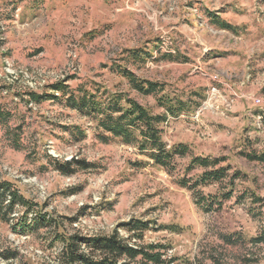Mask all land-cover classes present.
I'll return each instance as SVG.
<instances>
[{
    "label": "rangeland",
    "instance_id": "1",
    "mask_svg": "<svg viewBox=\"0 0 264 264\" xmlns=\"http://www.w3.org/2000/svg\"><path fill=\"white\" fill-rule=\"evenodd\" d=\"M140 47L149 53L144 61L122 60ZM123 67L163 90L136 93ZM62 79L70 89L126 93L152 114L164 112L162 95L187 100L190 109L158 125L165 149L180 143L185 154L168 170L135 145L101 141L95 122L49 89ZM29 91L56 98L30 102ZM0 109L8 112L0 180L57 220L25 231L0 220V251H15L8 264H58L63 243L55 232L94 237L115 229L131 244H156L170 264H264V243L252 241L264 229V166L246 156L264 148L262 0H0ZM191 157L209 166L187 170ZM71 158L89 165L55 169L54 159ZM210 168L224 169L232 193L205 210L198 195L226 188L212 180L190 187ZM129 221L146 223L140 237L120 225Z\"/></svg>",
    "mask_w": 264,
    "mask_h": 264
},
{
    "label": "trees",
    "instance_id": "2",
    "mask_svg": "<svg viewBox=\"0 0 264 264\" xmlns=\"http://www.w3.org/2000/svg\"><path fill=\"white\" fill-rule=\"evenodd\" d=\"M264 2V0H262ZM215 22L217 20H214ZM225 27H230L224 24ZM127 55L125 60L131 59L133 63L142 62L149 56V53L144 48H133L126 50ZM120 73L126 78L130 88L140 95L161 92L163 86L161 82H154L145 78H140L132 71L123 67L120 68ZM51 91H59L65 97V104L69 108L76 109L84 116L92 119L97 128L96 137L101 141L109 139H118L120 142L130 145H135L139 152L147 153V155L156 163L169 170L171 161L175 156L182 157L186 152V146L176 144L169 150L164 147V142L161 138V129L159 124L164 121L167 114H178L186 111L192 106L187 100H182L169 95H162L159 98L158 105L163 108L162 114H152L149 109L143 106L139 101L130 98L126 93L121 94L116 92L112 95L100 93L99 88L87 89L83 84L76 88H69L65 80H58L49 84ZM105 91V90H104ZM52 94H38L33 91L27 93V101H41L47 97L56 98L54 92ZM8 113V112H7ZM0 109V124L6 121L7 114ZM17 129V128H16ZM15 129L14 132H17ZM73 129V128H71ZM83 134V132H80ZM9 136V134L7 135ZM15 147L19 148L17 136L13 135ZM246 156L259 162L264 166V148L259 152H251ZM54 167L62 174H69L77 168L88 167V163L81 159L71 158L70 160L60 161L53 160ZM195 163L202 167H208L209 163L203 157H191L189 166ZM216 163V162H214ZM212 163V164H214ZM174 165H172L173 167ZM223 168L204 170L194 179V184L190 187H196L209 180L222 184L226 187L220 195H198L197 204L203 209H211L213 205L219 207L220 200H227L231 197V189L227 188L222 182ZM239 173H235V175ZM180 183H186L185 173L181 174ZM232 181H229V186H232ZM220 199V200H219ZM222 200V201H223ZM37 206L36 203L26 199L8 180H0V220L5 222H13L12 229L34 230L40 227H55L57 220L50 217L42 210H33ZM22 208V211H17ZM218 209V208H217ZM128 233H132L131 237L138 236L143 231L146 223L141 221H129L120 224ZM146 229V228H145ZM29 230V231H30ZM118 230L115 229L109 235H99L94 237H85L76 233L72 234H57V238L62 239V248L57 256L58 264H136L135 258H140V264H170L173 260L165 261L162 258V253L158 251L159 246L156 244H131L126 239L118 235ZM254 243H264V229H262L252 240ZM98 254L96 257L94 254ZM15 251L1 250L0 258H3L8 264V260L14 257Z\"/></svg>",
    "mask_w": 264,
    "mask_h": 264
},
{
    "label": "built area",
    "instance_id": "3",
    "mask_svg": "<svg viewBox=\"0 0 264 264\" xmlns=\"http://www.w3.org/2000/svg\"><path fill=\"white\" fill-rule=\"evenodd\" d=\"M70 160V159H69Z\"/></svg>",
    "mask_w": 264,
    "mask_h": 264
}]
</instances>
